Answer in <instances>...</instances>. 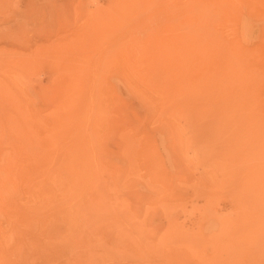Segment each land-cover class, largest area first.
I'll return each instance as SVG.
<instances>
[{"label": "rangeland", "instance_id": "obj_1", "mask_svg": "<svg viewBox=\"0 0 264 264\" xmlns=\"http://www.w3.org/2000/svg\"><path fill=\"white\" fill-rule=\"evenodd\" d=\"M263 135L264 0H0V264H264Z\"/></svg>", "mask_w": 264, "mask_h": 264}, {"label": "bare ground", "instance_id": "obj_2", "mask_svg": "<svg viewBox=\"0 0 264 264\" xmlns=\"http://www.w3.org/2000/svg\"><path fill=\"white\" fill-rule=\"evenodd\" d=\"M226 17H227V16H226ZM206 32H207V31H206ZM208 33H209V32H208ZM208 33H207V34H208ZM206 39H207V38H206ZM203 40H204V39H203ZM198 42H199V41H198ZM193 43H194V41H193ZM190 44H191V43H190ZM201 45H202V44H201ZM221 45H222V44H221ZM190 46H191V49H192L194 45L192 46V44H191ZM198 46H199V44H198ZM198 46H197V47H198ZM215 47H216V46H215ZM185 48H187V47L185 46ZM195 48H196V47L194 46V49H195ZM189 49H190V48H189ZM194 49H192V50H194ZM195 50H198V48L195 49ZM216 50H217V49H216ZM210 51H211V50H210ZM199 55H200V54H199ZM210 55H211V54H210ZM224 55H226V54H224ZM231 56H232V55H231ZM230 58H231V57H230ZM230 58H228V59H230ZM215 59H216V58H215ZM228 59L226 58V60H228ZM226 60H225V61H226ZM232 60H233V59H230V60H228V61H232ZM214 61H215V60H214ZM208 63H209V62H208ZM227 63H228V62H227ZM232 63H233V62H232ZM232 63L229 62V64H232ZM256 91H257V90H256ZM243 92H244V91H243ZM247 92L249 93V91H247ZM247 92L245 91L244 93H246V95H248ZM250 94H251V93H250ZM250 94H249V95H250ZM250 96H251V95H250ZM230 118H231V117H230ZM248 121H249V120H248ZM249 122H250V121H249ZM247 123H248V122H247ZM249 126H250V125H249ZM241 130H242V129H241ZM260 131H261V130H260ZM263 136H264V135H263ZM257 139H258V138H257ZM259 142H260V141H259ZM252 143H253V142H252ZM246 144H247V143H246ZM256 146H257V145H256ZM260 146H261V145H260ZM244 149H245V148H244ZM263 152H264V151H263ZM253 155H254V153H253ZM10 157H11V156H10ZM10 157H9V158H10ZM255 157H256V156H255ZM261 157H262V156H261ZM9 158H8V157H5V158H4L7 167L11 166V161H10L9 166H8V164H7V161L10 160ZM1 159H2V158H1ZM1 159H0V162H1ZM7 159H8V160H7ZM2 160H3V159H2ZM6 160H7V161H6ZM5 162L3 163L4 165H5ZM8 162H9V161H8ZM0 166H1V164H0ZM13 166H14V164H12V167H13ZM4 167H5V166H4ZM262 167H263V166H262ZM0 168H1V167H0ZM15 168H17V167H15ZM5 169H6V170H5ZM5 169H4V170H5L4 172H8V169H10V167H9L8 169L5 167ZM2 170H3V169H2ZM2 170L0 169V175H1V173L3 172ZM13 170H15V172H16V169H13ZM10 171H11V170H9V172H10ZM4 172H3V173H4ZM9 172H8V173H9ZM8 173H7V174H8ZM4 174H5V175L2 174V175H1L2 177L0 176V178H4V179L6 178V179H7L8 177H6V173H4ZM9 174H10V173H9ZM259 174H260V173H259ZM4 176H5V177H4ZM7 176H8V175H7ZM10 176H11V175H10ZM12 176H14V175H12ZM47 177H48V181H47L46 184H48L49 186H53V182H54V180H55L57 177L54 176L53 173H50ZM11 178H12V180L15 179V178H13V177H11ZM0 180H1V179H0ZM8 181H10V180H8ZM5 182L8 183L7 181H5ZM13 182L16 183V179H15ZM1 183H2V181H0V184H1ZM3 183H4V181H3ZM3 183H2V186H3ZM2 186H1V187H2ZM4 186H5V184H4ZM9 186H10V185H9ZM9 186H6V190H7V191L10 190V189L12 188V186H11V187H9ZM13 186H14V185H13ZM1 187H0V190H2V193H3V191H4L3 189H4V188L2 189ZM8 187H9V189H8ZM6 190H5V191H6ZM7 191H6V192H7ZM1 204H2V200H1ZM3 204H5V203L3 202Z\"/></svg>", "mask_w": 264, "mask_h": 264}]
</instances>
